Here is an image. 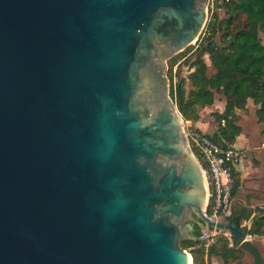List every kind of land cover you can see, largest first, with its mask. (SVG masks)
<instances>
[{
    "label": "water",
    "instance_id": "obj_1",
    "mask_svg": "<svg viewBox=\"0 0 264 264\" xmlns=\"http://www.w3.org/2000/svg\"><path fill=\"white\" fill-rule=\"evenodd\" d=\"M209 3L0 0V264H192L190 216L264 264L170 94Z\"/></svg>",
    "mask_w": 264,
    "mask_h": 264
},
{
    "label": "trees",
    "instance_id": "obj_2",
    "mask_svg": "<svg viewBox=\"0 0 264 264\" xmlns=\"http://www.w3.org/2000/svg\"><path fill=\"white\" fill-rule=\"evenodd\" d=\"M225 10L226 18L219 20L218 13L207 25V32L196 50L194 60L186 58L180 64L187 66L190 72L179 75L174 82V67L180 61L179 56L170 60V94L185 120L196 122L201 118V110L215 102L217 95L224 97L226 105L223 112L217 113L219 128L210 136L220 141L223 137L233 145L241 133L236 123V110H245L251 99L256 105L259 122H264V43L260 33L264 32V0H230ZM220 33V41L215 37ZM189 46L183 54L191 50ZM208 54L213 73L204 55ZM177 75V73H176ZM225 120V125L221 122ZM202 133L198 128L191 130ZM236 174V173H235ZM239 181H235L234 195ZM240 226V221L236 220ZM247 234L264 235V211L259 208L250 228H244ZM201 228L194 225V238H185L181 246L192 256L193 264H213V257L224 262L241 260L243 249L236 246L234 240L219 234L216 241L206 245Z\"/></svg>",
    "mask_w": 264,
    "mask_h": 264
},
{
    "label": "rangeland",
    "instance_id": "obj_3",
    "mask_svg": "<svg viewBox=\"0 0 264 264\" xmlns=\"http://www.w3.org/2000/svg\"><path fill=\"white\" fill-rule=\"evenodd\" d=\"M227 13L225 8L223 10H220L218 12V18L219 20H222L224 18H226ZM203 35H204V31L201 34V36L199 37V39L197 41H195L194 44H192V48L189 52H187L184 56H180L181 54H183V52L175 55V56H179L180 57V61L175 65L174 67V79L177 80L179 79V75L178 73H180L181 75H187L190 70L187 66H184L183 64H180L183 60H185L187 57L188 58H192L191 60H194L195 58V53L196 50L198 49L201 40L203 39ZM261 38L263 40L264 43V32L260 33ZM216 41L219 42L220 41V33L217 34V36L215 37ZM191 46V45H190ZM189 48V47H188ZM174 57V56H173ZM205 61L209 66V73H213L214 68L211 65L210 59H209V55L205 54L204 55ZM170 60H168V71H167V75L169 77V70H170ZM177 73V75H176ZM170 79V77H169ZM171 83V82H170ZM217 100L219 101H225L224 97H222V95H217ZM252 100L250 99L248 101V103H250L248 110H236V114L238 116V119L236 121V123H240L242 124V126L244 127L245 131H246V139H252L253 138V134L255 136V132L257 134L262 135V139L260 141V146L259 147H264V122L262 124H260V126L257 128L256 124L254 123V115L251 112L253 109V104H252ZM225 105L226 104H215L213 107H211V111H209L206 114V117L204 118V122L207 123V125L209 126V131L210 133H212L213 131H216L219 128V121L217 118V113H219L220 111L225 109ZM184 118V117H183ZM185 120V119H184ZM185 124H186V128L189 129L190 131L192 129H196V125H194V123H192V121H187L185 120ZM255 138V137H254ZM263 144V145H262ZM248 152H246L247 154V162H245V166L244 168H242V170H240L238 173L235 174V181H239V187L237 188V193L234 195V205H247L248 202H250V207H251V213L242 220V227L243 228H250L251 224H252V220L255 216V214L258 213L259 208H261V210L264 211V203H260L259 201V197H261L262 193L259 191L258 189V185H257V181L254 179L255 176H259L258 173V169H256L257 167H260V160L257 159L258 154L256 153L255 150H253L251 147H249L248 145ZM251 165V166H250ZM255 180V181H254ZM235 184V183H234ZM248 197V199H247ZM204 234L201 236L202 240H205L204 238L208 235V233L212 232V230L210 232L206 233V230L204 229ZM214 233V232H213ZM207 234V235H206ZM219 234H224L226 236H228L229 238L230 235L227 233H222V232H217L216 235L218 236ZM249 237L251 238L252 242L255 243L261 250L262 255L264 257V235L262 236H254V235H250L248 234ZM188 251V250H187ZM243 257L241 260H230L228 262H224L220 257L214 256L213 257V264H253V256L243 250ZM189 252V251H188ZM193 264V262H192Z\"/></svg>",
    "mask_w": 264,
    "mask_h": 264
},
{
    "label": "built area",
    "instance_id": "obj_4",
    "mask_svg": "<svg viewBox=\"0 0 264 264\" xmlns=\"http://www.w3.org/2000/svg\"><path fill=\"white\" fill-rule=\"evenodd\" d=\"M229 1L210 0L204 34L213 16L223 10ZM174 82L176 83L175 79ZM221 124L224 126L225 120H222ZM187 136L206 176L209 197L205 214L213 220H219L223 215L229 216L233 206L236 169L245 159L246 151L228 144L223 137L220 141H216L209 134L194 133L189 129ZM217 232L221 231L213 229L208 235L206 234L204 239L207 246L216 241Z\"/></svg>",
    "mask_w": 264,
    "mask_h": 264
},
{
    "label": "crops",
    "instance_id": "obj_5",
    "mask_svg": "<svg viewBox=\"0 0 264 264\" xmlns=\"http://www.w3.org/2000/svg\"><path fill=\"white\" fill-rule=\"evenodd\" d=\"M215 104H226V102L217 100V96H216L215 102L212 105L207 106V107H205V108H203L201 110V118L198 121H196V122L192 121V123H194V125H196V127L202 133L210 135V134H213L215 132V131H213L212 133H210L209 126L207 125V123L204 122V118L206 117V114L209 111H211V107H213ZM252 104L254 106H253V109H251L252 110L251 112L254 115V123L256 124V126L258 128L260 126V124L263 123V122H259V120H258L257 109H258L259 105H256L254 102H252ZM249 105H250V103L247 104V108L245 110H248ZM223 111L224 110H222L220 112H223ZM238 124L241 127V133L236 137V140H235L233 146L238 147V148H242L246 152H248L247 149H248V145H249V147H251L253 150H255L256 153L258 154L257 159L260 160V167L259 168L257 167L256 169H258L259 176H255L254 179L257 181L258 189L262 193L261 197H259V201H260V203H264V147L263 146L259 147L260 146L259 145L260 141L262 139V135L257 134L255 132V136L253 134V138L252 139H246L245 138L246 131H245L244 127L242 126V124H240V123H238ZM260 137H261V139H260ZM247 154H246V157H247ZM246 157L240 163L238 168L236 169V173H238L240 170H242V168H244V166L246 164L245 162H247V160H248Z\"/></svg>",
    "mask_w": 264,
    "mask_h": 264
},
{
    "label": "flooded vegetation",
    "instance_id": "obj_6",
    "mask_svg": "<svg viewBox=\"0 0 264 264\" xmlns=\"http://www.w3.org/2000/svg\"><path fill=\"white\" fill-rule=\"evenodd\" d=\"M247 199H248V197H247ZM233 201H234V199H233ZM246 211H247V205H240V204L234 205V206H232V211L229 214L228 218L236 217V220L240 221V226L242 227V220L248 216V215L247 216L245 215ZM188 221L194 225H198L202 231L203 228L199 225L196 217L190 216V217H188Z\"/></svg>",
    "mask_w": 264,
    "mask_h": 264
}]
</instances>
